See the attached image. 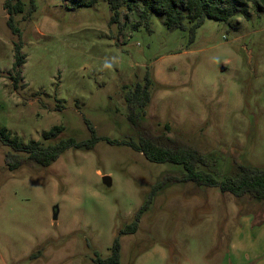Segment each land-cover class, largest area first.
Wrapping results in <instances>:
<instances>
[{
    "label": "rangeland",
    "instance_id": "1",
    "mask_svg": "<svg viewBox=\"0 0 264 264\" xmlns=\"http://www.w3.org/2000/svg\"><path fill=\"white\" fill-rule=\"evenodd\" d=\"M238 1L246 16L237 10L226 21L206 18L190 44L163 15L152 14L146 27L141 0H127L117 23L106 0H10L20 7L12 14L17 33L0 0V129L24 145L86 141L89 125L100 139L90 151L67 149L47 168L20 155L13 172L5 166L10 149L0 143V264L108 258L152 187L183 172L126 144L138 132L126 120L123 96L146 74L154 85L139 132L211 155L219 181L234 175L236 164L264 168V6ZM17 50L24 64L15 83ZM53 127L61 133L45 141ZM250 220L264 222L263 203L238 202L217 186L167 184L136 231L119 236V262L229 263V245L241 242L234 233Z\"/></svg>",
    "mask_w": 264,
    "mask_h": 264
},
{
    "label": "trees",
    "instance_id": "2",
    "mask_svg": "<svg viewBox=\"0 0 264 264\" xmlns=\"http://www.w3.org/2000/svg\"><path fill=\"white\" fill-rule=\"evenodd\" d=\"M141 1L142 9L139 17L146 27L152 14L163 15L165 17V25L168 28L188 33L190 44L193 42L196 30L206 18L216 21H226L237 10H240L244 16L247 14L246 6L238 0ZM106 2L112 14L110 22L117 23L120 9L127 0H106ZM253 4L258 10H261L264 6V0H253ZM4 9L9 15L7 20L8 26L17 33L13 27L12 14L13 12H20L19 5L11 7L10 0H6ZM14 58L13 68L16 70L14 82L16 83L20 77L19 68L24 64V58L18 54V50ZM151 85H154V81H151L146 74L142 85L137 84L123 96L128 112L126 120L129 126L135 132H138V139L136 141L129 140L126 144L141 153L149 162L179 165L182 167L183 172L176 175H165L152 187L147 199L135 213L129 224L118 231L110 249V256L105 259L96 257L92 264H120L119 236L132 234L136 231L141 215L148 209L157 191L167 184L193 182L198 186H217L222 193H230L238 202L247 197L250 200L264 204V168L236 164V173L219 181L215 177V160L210 157L211 155H204L200 151L168 136L155 138L139 132V128H141L139 117H144L146 114ZM89 130L91 138L86 141L79 142L72 137H68L47 145L38 142H30L24 145L16 138L10 137L4 129H0V143L10 149V151L5 153L6 169L9 172L17 170L23 164L20 155L42 168H47L67 149L90 151L100 139L95 136L94 128L91 125H89ZM60 133L61 128L53 127L44 133V140L52 141ZM107 141L110 144L114 143L109 140Z\"/></svg>",
    "mask_w": 264,
    "mask_h": 264
},
{
    "label": "crops",
    "instance_id": "3",
    "mask_svg": "<svg viewBox=\"0 0 264 264\" xmlns=\"http://www.w3.org/2000/svg\"><path fill=\"white\" fill-rule=\"evenodd\" d=\"M251 222L247 229H236L234 235L241 236V242L236 240L229 245L226 256L229 263L224 264H264V222L258 226H252ZM246 234L250 241L245 239Z\"/></svg>",
    "mask_w": 264,
    "mask_h": 264
},
{
    "label": "water",
    "instance_id": "4",
    "mask_svg": "<svg viewBox=\"0 0 264 264\" xmlns=\"http://www.w3.org/2000/svg\"><path fill=\"white\" fill-rule=\"evenodd\" d=\"M102 182L106 185H110V180L107 176L102 178ZM57 215H58V210L57 207H55L53 209V214H52V221H56L57 220Z\"/></svg>",
    "mask_w": 264,
    "mask_h": 264
}]
</instances>
